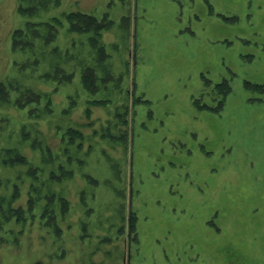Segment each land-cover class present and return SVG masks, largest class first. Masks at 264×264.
Masks as SVG:
<instances>
[{
    "label": "rangeland",
    "instance_id": "374dc122",
    "mask_svg": "<svg viewBox=\"0 0 264 264\" xmlns=\"http://www.w3.org/2000/svg\"><path fill=\"white\" fill-rule=\"evenodd\" d=\"M0 264H264V0H0Z\"/></svg>",
    "mask_w": 264,
    "mask_h": 264
},
{
    "label": "trees",
    "instance_id": "16d2710c",
    "mask_svg": "<svg viewBox=\"0 0 264 264\" xmlns=\"http://www.w3.org/2000/svg\"><path fill=\"white\" fill-rule=\"evenodd\" d=\"M77 15H79V16H81V17H83L81 14H77Z\"/></svg>",
    "mask_w": 264,
    "mask_h": 264
}]
</instances>
